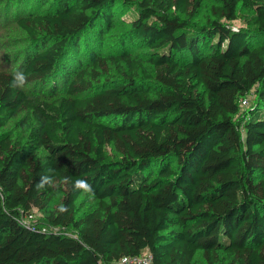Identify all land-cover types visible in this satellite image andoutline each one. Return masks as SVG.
<instances>
[{
	"label": "trees",
	"instance_id": "obj_1",
	"mask_svg": "<svg viewBox=\"0 0 264 264\" xmlns=\"http://www.w3.org/2000/svg\"><path fill=\"white\" fill-rule=\"evenodd\" d=\"M131 1L127 41L153 52L148 63L128 42L78 56L85 33L103 42L114 28L118 0H54L16 20L34 46L23 85L66 92L31 97L0 70V129L26 112L28 132L0 133V264H115L144 251L150 264H264V0H216L203 25V0ZM240 11L255 29L232 27ZM33 209L46 225L21 222Z\"/></svg>",
	"mask_w": 264,
	"mask_h": 264
},
{
	"label": "rangeland",
	"instance_id": "obj_2",
	"mask_svg": "<svg viewBox=\"0 0 264 264\" xmlns=\"http://www.w3.org/2000/svg\"><path fill=\"white\" fill-rule=\"evenodd\" d=\"M140 0H132L131 2L137 3ZM216 0H203L202 8L195 19V22L198 25L205 24L206 20L210 18L209 8L212 4H215ZM54 4V0H49L48 4L40 5L37 0H0V70L10 72L14 75L22 74L23 64L25 63L26 57L33 52V41L29 35L23 31L17 25V19L19 17L25 16L30 12L39 14L45 11H51ZM116 13V23L113 29L106 33L104 41L101 42L97 39L95 31L90 30L87 35L84 34V37L79 43L80 51L78 56L81 58V61L85 64L93 61V56L91 53H97L101 56L107 55L110 52H115L120 50L123 42L127 41V33L131 29L130 25L135 21L139 16V11L136 5H127L123 0H118V3L114 9ZM240 18L231 22L233 28H249L255 29L254 20L255 14L250 11H240ZM138 46V47H136ZM121 47V48H120ZM72 50H75L72 47ZM129 51L133 55H140L146 63L153 53L146 47H140L139 45L129 46ZM74 60L70 64V67H76L77 62L80 58H77L75 54L70 57ZM149 66V64H147ZM112 68V75L110 79H116L117 74L114 73L115 69ZM29 96L39 97L41 99H53L56 95H62L66 92V88L62 85L57 89L56 92H53V86L44 82H31L26 85H19ZM256 88H254L248 95L241 98L243 101L246 100V105L240 103L241 111H245L249 107L253 106L256 102ZM26 118V112L18 114L16 117L12 118L9 123L0 129V133L8 134L11 136L14 142H26L28 137V132L24 121ZM109 152H113L112 148L109 149ZM37 154L42 159H47L49 157L48 152L43 148L37 149ZM85 198V194L80 197L78 200V205H81V202ZM57 203L54 204L56 206ZM81 208V206H80ZM89 208H82L81 211H85ZM34 216L33 223L35 224H45L46 223V212L38 211L33 209L31 212ZM46 225V224H45ZM48 229V228H47ZM55 232L65 234L68 236H75V231L73 229H54ZM148 254L144 251L143 256ZM119 264V262L115 263Z\"/></svg>",
	"mask_w": 264,
	"mask_h": 264
},
{
	"label": "built area",
	"instance_id": "obj_3",
	"mask_svg": "<svg viewBox=\"0 0 264 264\" xmlns=\"http://www.w3.org/2000/svg\"><path fill=\"white\" fill-rule=\"evenodd\" d=\"M243 104H246V100H243L242 102ZM33 219L34 216L33 214H27V215H23L21 218V222L23 224L26 225H34L33 224ZM43 232L47 231V227L43 226V228H41ZM152 261V256L148 253L145 256L141 255V256H134V257H124L119 264H150Z\"/></svg>",
	"mask_w": 264,
	"mask_h": 264
},
{
	"label": "clouds",
	"instance_id": "obj_4",
	"mask_svg": "<svg viewBox=\"0 0 264 264\" xmlns=\"http://www.w3.org/2000/svg\"><path fill=\"white\" fill-rule=\"evenodd\" d=\"M26 77L23 74H17L13 78L12 86H18V85H23L25 82ZM44 183H51V181L47 177L42 178L41 182V187L43 186ZM74 190H82L87 193H91L92 189L91 186L83 180H77L74 183ZM63 211V208L61 209Z\"/></svg>",
	"mask_w": 264,
	"mask_h": 264
}]
</instances>
